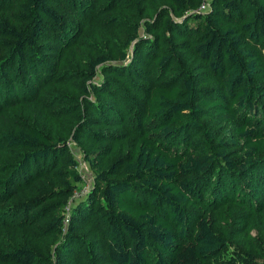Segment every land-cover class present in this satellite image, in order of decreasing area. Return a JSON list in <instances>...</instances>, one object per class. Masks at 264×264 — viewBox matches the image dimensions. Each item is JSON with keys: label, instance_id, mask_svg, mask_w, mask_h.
<instances>
[{"label": "trees", "instance_id": "1", "mask_svg": "<svg viewBox=\"0 0 264 264\" xmlns=\"http://www.w3.org/2000/svg\"><path fill=\"white\" fill-rule=\"evenodd\" d=\"M200 1L0 0V264H264V0Z\"/></svg>", "mask_w": 264, "mask_h": 264}, {"label": "rangeland", "instance_id": "2", "mask_svg": "<svg viewBox=\"0 0 264 264\" xmlns=\"http://www.w3.org/2000/svg\"><path fill=\"white\" fill-rule=\"evenodd\" d=\"M91 15H93L96 18V20H99V22H94L91 20L93 23H96V24L101 23L100 18L103 19L100 16L101 14L99 15V17L95 14H91ZM169 16H171L172 19L177 20V18L170 15V13H169ZM88 25H92V24L88 23ZM92 26H95V25H92ZM94 28H96V27H94ZM144 33H146V32L140 30L141 35H144ZM132 50H133V43L131 42L130 44H128V46L125 50V52H126L125 58L122 60L111 61V63L125 64L126 62H128L130 60V57L132 55ZM126 57H128V58L126 59ZM97 73L98 74L93 76L92 79H89L87 81V83L94 82L95 84H99L100 79H101L100 75H99V73H100L99 68H97ZM89 97H92V94H90ZM68 145H69L70 152L74 155V157L76 158V160L78 162L77 169L82 176V181L79 183L77 189H75V191L72 193V195L68 199V203H69V205H71L72 203H74V202L76 203L80 199L81 200L84 199V197H86V194L88 192H90V190L93 187V175H92L91 170L88 167V164L85 162V160L83 158V154H82V151L79 148V146L76 145L74 141H68ZM119 145H120V147L121 146L130 147L129 143H120ZM115 147H117V144ZM69 205L66 207L67 210L69 209ZM209 213H210L209 222L216 225V229L220 230L219 228H227L228 224L231 223L230 227H229L230 234L234 235V234H237L239 232L236 229V227H237L236 221L238 220V218L231 220L229 218V214H228L229 209L223 210L222 206H217V207L209 209ZM240 220H241V218H240ZM64 221H66V220H64ZM65 223H67V222H64V226H66ZM64 226H63V229H64ZM246 228L247 227H243L242 229H240L241 234H243V231ZM257 233H258L257 227L251 226L248 228V235L249 236H252L253 238H255V237L257 238Z\"/></svg>", "mask_w": 264, "mask_h": 264}, {"label": "built area", "instance_id": "3", "mask_svg": "<svg viewBox=\"0 0 264 264\" xmlns=\"http://www.w3.org/2000/svg\"><path fill=\"white\" fill-rule=\"evenodd\" d=\"M208 5H209L208 0H201L200 3L198 4V7L196 8V10L199 12H204L207 10Z\"/></svg>", "mask_w": 264, "mask_h": 264}]
</instances>
